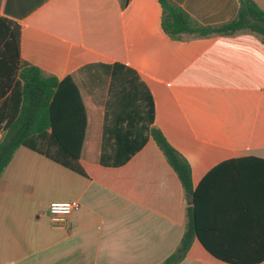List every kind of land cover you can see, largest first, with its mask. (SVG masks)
I'll return each instance as SVG.
<instances>
[{
  "label": "crops",
  "instance_id": "obj_1",
  "mask_svg": "<svg viewBox=\"0 0 264 264\" xmlns=\"http://www.w3.org/2000/svg\"><path fill=\"white\" fill-rule=\"evenodd\" d=\"M173 1L203 25L228 21L239 8V0ZM255 2L264 9V0ZM0 17L20 26L22 60L77 83L88 119L85 164L103 166L112 152L109 130L120 106L106 122L99 83L103 74L110 89L108 66L124 64L153 95V125L191 165L209 248L264 256V43L257 34L171 39L159 0H0ZM171 177L163 167L154 185L145 173L136 188L164 215L21 145L0 175V264H162L178 248L192 205L183 190L180 205L173 203ZM70 200L80 208L55 220L50 203ZM176 264L230 263L197 237Z\"/></svg>",
  "mask_w": 264,
  "mask_h": 264
},
{
  "label": "trees",
  "instance_id": "obj_2",
  "mask_svg": "<svg viewBox=\"0 0 264 264\" xmlns=\"http://www.w3.org/2000/svg\"><path fill=\"white\" fill-rule=\"evenodd\" d=\"M159 2L162 28L171 39L180 40L184 35L207 37L252 32L264 43V9L255 0H239L238 11L232 19L213 25L199 23L173 0ZM20 34L21 29L16 22L0 17V133H3L0 139V175L18 147L24 145L162 213L149 197L145 199L136 188L145 173H150L149 180L154 185L165 167L175 178L171 177L170 181L173 203L180 205L183 190L190 195L192 205L187 210L188 221L178 248L162 264L181 261L197 237L212 255L227 263L264 261V256L220 254L209 248L199 219L200 187H193L191 165L153 125L154 98L135 70L120 63L108 66L110 86L115 88L120 109L113 128L109 130L114 146L111 154H103L102 164L107 165L105 159H109L110 166L119 168L90 166L81 159L88 119L77 83L71 75L59 79L22 60ZM18 74L19 79L16 80ZM174 219L180 222L179 218Z\"/></svg>",
  "mask_w": 264,
  "mask_h": 264
},
{
  "label": "rangeland",
  "instance_id": "obj_3",
  "mask_svg": "<svg viewBox=\"0 0 264 264\" xmlns=\"http://www.w3.org/2000/svg\"><path fill=\"white\" fill-rule=\"evenodd\" d=\"M99 89L100 92H98L99 93L98 101L100 105H104L106 109L107 112L106 122H111L113 113L119 109V102L114 94L115 88L112 89V87H110L109 89L108 78L103 74L101 75Z\"/></svg>",
  "mask_w": 264,
  "mask_h": 264
},
{
  "label": "built area",
  "instance_id": "obj_4",
  "mask_svg": "<svg viewBox=\"0 0 264 264\" xmlns=\"http://www.w3.org/2000/svg\"><path fill=\"white\" fill-rule=\"evenodd\" d=\"M80 208V203L77 200L64 202H52L49 205V212L57 221H62Z\"/></svg>",
  "mask_w": 264,
  "mask_h": 264
}]
</instances>
